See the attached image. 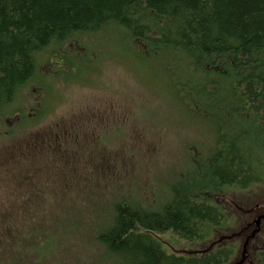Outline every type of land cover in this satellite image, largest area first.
<instances>
[{
	"label": "trees",
	"instance_id": "obj_1",
	"mask_svg": "<svg viewBox=\"0 0 264 264\" xmlns=\"http://www.w3.org/2000/svg\"><path fill=\"white\" fill-rule=\"evenodd\" d=\"M72 39L73 53H57L62 69L51 72L53 77H38L37 56ZM107 56L120 60L131 79H101L100 63ZM59 80L63 88L57 90L53 85ZM33 83L39 89L44 85L47 92L42 96L40 90L37 107L20 117L16 125L22 129L35 128L55 114L58 96L66 98L72 84L101 95L110 91L107 101L67 102L70 112L78 105H95L96 111L82 122L93 143L80 145L75 158L64 160L69 162L67 174L54 179L58 187L51 194L47 190L48 196H59L70 183L73 198L79 197L74 164L89 153H84L88 147L91 157L96 151L94 169L106 174L98 169L101 148L120 135L119 125L134 127L136 118L165 129L185 126L189 132L182 136L181 153L188 167L175 171L156 198L147 201L138 187L110 191L113 195L88 227L75 223L72 208L63 209L75 217L65 225L59 216L56 221L53 216L42 218L40 207L18 205L25 197L16 176L11 170L0 174V264L27 232V263L42 264L67 228L88 231L86 239L95 248L88 264L231 262L238 230L224 246L215 239L199 251H168L162 237L200 247L228 223L215 198L264 183V0H0V125L17 110L18 95ZM110 96L122 99L118 112L112 113L115 101L110 105ZM9 129L3 133H16ZM56 160L49 166L57 169L61 160ZM15 252L12 264H22V253Z\"/></svg>",
	"mask_w": 264,
	"mask_h": 264
},
{
	"label": "rangeland",
	"instance_id": "obj_2",
	"mask_svg": "<svg viewBox=\"0 0 264 264\" xmlns=\"http://www.w3.org/2000/svg\"><path fill=\"white\" fill-rule=\"evenodd\" d=\"M79 39H87V37L82 36ZM75 41V39L68 40L59 48L51 49L49 53L44 52L38 55L37 60L40 64L38 77L45 76L44 79H46L53 77L51 72L57 74V71L63 67L62 60L57 53H73L75 49L73 43ZM46 60H48L47 63L44 62ZM100 66L103 69L98 75L101 79L102 77L104 79L107 78L110 82L113 79L112 82L114 83L123 81L122 78L124 77L127 78V81L131 79L128 73L125 72L127 68L123 66L122 62L111 58V56L104 57ZM60 81L53 85L57 90L63 88ZM124 84H127V82L122 85L123 88L127 89ZM36 85L33 83L24 89L18 95L17 102L14 103L17 110L13 111L8 121L1 120L0 174L11 170L12 174L16 176V180H18L19 193L24 194L22 196L25 197L20 199L21 201L18 205L26 207L28 210L33 207H40L39 211L42 214V218L47 219L53 216L52 219L55 218L56 221L59 220V216L64 220V224L67 225L68 223H73L75 217L69 211L64 214L63 209L72 208L77 217L75 223L78 226H92V222L96 221V216L104 208L106 200L113 195L110 191L116 192L123 190V188L133 191V187H138L140 197L147 201L149 197L156 198L159 191L164 188L165 183L175 171H184L188 167L186 157L181 153L182 136L189 132L185 126L172 125L170 128L165 129L162 126H158L159 124L157 123L135 122L138 120L136 118L133 122L136 124L134 127H130V125L128 127V123L119 125L120 135L114 141L106 142L104 144L106 145L105 148H101L104 155L101 157V166L98 169H105L106 174L104 172H96V169H94L95 162L92 159H96V151L95 149L94 151L92 150L93 156L91 157L88 147L84 153L88 151L89 153L81 156L79 162L74 164L77 173L73 175L77 178L75 191L79 197L73 198L74 185L71 187L70 183L63 190L58 191L59 196H48L47 190L51 194L52 190L58 187L55 185L54 179L56 177L58 179L61 178V174H67L64 171L68 170L69 162L64 160L75 158L80 145L87 146L93 143L92 138L84 134V128L88 126L82 122L85 117H89L96 111L94 110L95 105L86 108L78 105L70 112L67 102L76 98L85 100L92 98V102H100L106 100L110 95V91L101 95L99 91H83L78 87L81 85L80 87L83 88L82 84H75L77 87L72 86V84L66 92V98L61 95L58 96L59 103L55 107L57 108L55 114L47 117V120L35 128L22 129L16 125L20 121V117L30 115L32 109L37 107V99L45 96L47 92L44 85L40 89ZM40 90H42V96L38 94ZM114 97L110 96L112 100L109 101L110 105L115 101V109H112V113L118 112L119 108H122L120 105L122 99H114ZM96 108L101 107L96 106ZM122 112L123 114L125 113L124 110ZM142 117L140 112L138 118L141 119ZM173 118V116L168 114V119ZM174 122L171 121L170 123ZM8 128H10L9 130L11 128L14 129L16 133L11 135L3 133ZM139 129L140 131H137ZM2 133L3 135H1ZM58 158H60L61 162H59L57 169L55 166H49L50 162L53 165ZM114 161L115 163L111 164ZM89 167L93 168L90 173L88 172ZM25 178H27V181H25ZM67 180H72V178ZM92 182H95L93 186L91 185ZM3 190V185L0 184V192ZM263 201L264 183L245 191L230 189L224 194L217 196L213 201L225 213L226 221L228 222L225 226L216 228L210 234V238L200 247L197 245L196 247H191V245L177 238L168 235L163 236V241L167 245L166 250L172 249L174 252H182L184 250L199 251L200 249L208 248V244L215 239L218 240L220 247L224 246L226 238L237 231L239 226L247 225L255 219L251 218V215H248L249 213H246L249 208L254 209V203L262 207ZM95 211L93 218V212ZM42 218L36 223L42 224L40 222ZM262 228L264 229V221L262 222ZM74 229H65L64 239L51 251L45 253V259L42 264H88L94 258V244L86 239L88 231L79 229L72 231ZM84 235L85 237H83ZM27 238H29L28 232L23 236V239L18 240L20 243L14 244V252L6 253L8 258L5 259V264L13 263L11 255H15V251L22 253L20 256L22 264H28L26 260V251H28ZM242 241H237L235 256L228 264L239 263Z\"/></svg>",
	"mask_w": 264,
	"mask_h": 264
},
{
	"label": "flooded vegetation",
	"instance_id": "obj_3",
	"mask_svg": "<svg viewBox=\"0 0 264 264\" xmlns=\"http://www.w3.org/2000/svg\"><path fill=\"white\" fill-rule=\"evenodd\" d=\"M248 211L246 213H249L248 215H251V218L255 219L247 225L239 226L237 229V238L244 241V243L243 241L241 243V254L238 264H245L246 262L247 264H263L264 229L262 228V222L264 221V201L262 207L254 203V209L250 207ZM257 220L258 222L256 223ZM243 244H245L244 247Z\"/></svg>",
	"mask_w": 264,
	"mask_h": 264
},
{
	"label": "water",
	"instance_id": "obj_4",
	"mask_svg": "<svg viewBox=\"0 0 264 264\" xmlns=\"http://www.w3.org/2000/svg\"><path fill=\"white\" fill-rule=\"evenodd\" d=\"M258 222V220L256 221V223Z\"/></svg>",
	"mask_w": 264,
	"mask_h": 264
}]
</instances>
